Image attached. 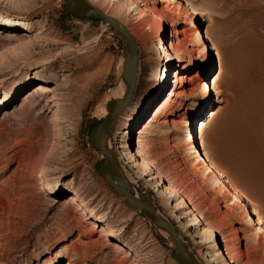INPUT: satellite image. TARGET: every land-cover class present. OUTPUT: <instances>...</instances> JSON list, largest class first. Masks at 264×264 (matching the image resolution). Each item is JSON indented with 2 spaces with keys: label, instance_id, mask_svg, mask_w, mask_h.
Masks as SVG:
<instances>
[{
  "label": "rangeland",
  "instance_id": "rangeland-1",
  "mask_svg": "<svg viewBox=\"0 0 264 264\" xmlns=\"http://www.w3.org/2000/svg\"><path fill=\"white\" fill-rule=\"evenodd\" d=\"M87 1L129 29L140 17L129 7L131 0ZM136 2L142 6L148 0ZM193 2L206 10L192 20L174 21L189 31L197 25L203 36L197 32L189 46L192 55L184 61L171 49L168 63L158 48L161 36L147 39L132 32L138 77L108 143L118 159L120 152L133 159L134 168L119 161L134 193L151 191L158 210L179 228L200 264H264L257 215L252 214L251 225L236 210L229 215L230 201L212 176L221 173L248 208L264 217L263 187L230 145L235 118L264 105V0ZM64 4L0 0V50L17 37L32 41L0 58V264H180L170 232L130 205L100 173L105 154L89 141L92 128L108 113L109 100L125 93L126 41L109 21L94 13L77 17ZM44 20L48 28L37 35ZM202 40L208 46L205 60ZM177 76L190 81L179 84ZM242 143L260 167L264 143L252 134ZM196 147L212 159L217 170L212 175L198 161ZM145 166L151 168L146 176ZM152 175L182 196H160L146 181ZM181 198L186 205L178 207ZM192 212L215 225L229 217L218 239L237 229L240 262L224 246V258L206 261L204 253L213 249L195 244L177 217ZM244 227L248 230L239 231ZM209 230L201 220L193 232L202 237Z\"/></svg>",
  "mask_w": 264,
  "mask_h": 264
},
{
  "label": "bare ground",
  "instance_id": "bare-ground-1",
  "mask_svg": "<svg viewBox=\"0 0 264 264\" xmlns=\"http://www.w3.org/2000/svg\"><path fill=\"white\" fill-rule=\"evenodd\" d=\"M157 1L158 0H148V2L144 3L142 6H140L136 2V0H131L129 2V7H131L135 13L140 14V17L137 19V22L133 25V27L130 28V31L139 35L142 38L145 37L147 39H153L156 36H161L162 43L158 46V48L162 54L168 57V63L169 61H171V58H172L171 53L169 51L171 49H175V51L178 52L179 59L181 61H184L185 58L186 59L190 58V56L192 55V51L189 48V46H191L195 42L194 39L197 37V32L199 31V29L197 28V25H194L190 31L187 28L179 29L174 26V21L175 19L176 20L181 19V21L183 22L188 21L190 19L192 20L193 19L192 17L195 13L204 12L206 9L203 8L204 6L203 7L200 6L199 8L197 5L194 4L193 0H176V1L170 0V2L173 3L172 6H167L165 8L159 7L158 4H156ZM170 14H173L175 17L170 18L171 16ZM46 21L47 20H44L43 22H41L39 31L36 32L37 35H43L45 30L48 28V23ZM164 21H166L168 25L170 26V38L169 37L167 38V35L165 36L167 30H166ZM200 34L201 33H199V37L203 38L202 34L201 35ZM207 36L208 35H206V37ZM167 39L169 42V46L166 44ZM31 42L32 41L26 36L21 37V38L17 37V39H15L13 42L8 44L6 47L4 46L5 48L3 47V49L0 50V58L2 59V57H4V59H6L4 54H7V53L11 54V52L13 53L14 50L17 51V49H21L23 46L24 47L29 46ZM201 44H202V48L200 51L201 53L200 56L202 58L204 57L203 59L205 60L208 54V46L206 45L204 40H202ZM186 45L188 47H186ZM56 57L57 55L52 56L50 58V61L53 62L54 60H56ZM176 78L177 79L175 80V82H178L179 84H182L183 82L187 83L188 81H190L188 80L190 78H187L186 76H177ZM123 92L124 91H122L118 96H122ZM257 108H258L257 110L252 109L249 112H246L245 117L242 116V117L235 118L237 120H235L233 123L234 132L231 133L233 136H231L230 145L239 154V158H242L241 160L242 166L245 169L253 173L254 177L258 179L257 182L259 183L261 187H263V191H264V161H262L260 167H257V162L254 161L253 157L250 154L247 155V153H245L246 150L242 149L243 138H247L251 134L259 137L261 141L264 143V105L258 106ZM62 136L63 138L67 137V132H62ZM193 137L191 139H192V142L195 144L196 140ZM240 139H241V142L240 144L237 145L236 144L237 140H240ZM234 144L236 146H233ZM196 148L197 149L195 152L199 156L198 161H200L201 165H203L204 167L206 166L209 172L212 171L210 172L211 173L210 175H212V173L216 170L215 169L216 167H214L212 159L207 154L204 155L201 152L200 147H196ZM119 159H123V162L126 164L131 163L130 168L135 167V165L132 164L133 159L131 157L128 158L127 154L120 152ZM146 168H147L146 170H149V171L147 173H144V176L148 175L149 172L151 171L150 166ZM216 174H219L220 176L214 175V173L212 176H216V182H217L216 185L218 186L220 193L224 195V198H225L224 200H228V202L230 201L231 208H229V211H228L229 215L230 213H233L234 210H236V212L240 213L241 218L243 217L251 225V220H253L252 214H256L257 223L259 225L258 230L261 231V233L263 232L264 234L263 215L261 216L258 213L251 211L250 208H248V205L242 201L243 199L241 195L238 193V191L236 189L231 188V186H229L223 180L224 178L221 177V173H216ZM141 177H143V175H141ZM156 177L157 176L152 175L146 181L148 182V185L154 191H156L160 196H166V197L172 196V198L173 197L175 198L181 195L179 190H177L176 188L175 189H172V188L170 189L168 187L163 188L162 181L160 182L155 181ZM185 205H186L185 200L183 198L182 200L179 201L178 207H183ZM235 215H233L234 218L236 217ZM177 217H180V219L181 218L184 219L183 221L182 220L180 221V226L188 233V235L195 242V244L197 243L199 246H205V247L208 246L211 249H213V251L210 252L209 254L207 252L204 253V255H207L205 256L207 262L209 263L218 262V259L220 260L221 257L224 258L222 256L224 254L223 246L225 247L227 254H229V256H233L234 260L235 258L237 259L241 258V256L243 255V252L241 251V249L235 246L236 243L239 241V237L236 234L237 229L235 227H232L230 229V233L227 236L222 235V242L221 241L219 242L218 234L222 233V227L225 224V222L228 221L229 217L227 220H225L227 217L226 218L222 217L221 219L219 218L221 223L219 221L218 222L216 221L217 224L220 223L222 225H217V224L215 225L214 222H211V220L208 221V219H206L203 214H198L196 212L195 213L192 212V213L185 214V215H179ZM201 220L205 221L206 227L210 228V230L208 231V233H206V235L199 237L197 233L195 234V232H193V229H196L200 225ZM246 230L248 229L245 227L239 229V231H242V232H245ZM248 248H249V245H248ZM240 260L238 259L239 262Z\"/></svg>",
  "mask_w": 264,
  "mask_h": 264
},
{
  "label": "water",
  "instance_id": "water-1",
  "mask_svg": "<svg viewBox=\"0 0 264 264\" xmlns=\"http://www.w3.org/2000/svg\"><path fill=\"white\" fill-rule=\"evenodd\" d=\"M64 8L77 17H84L89 13L96 14L101 19L112 23L126 41V53L123 65V76L127 81L125 93L122 96H116L109 100L108 113L92 128L89 134L90 143L105 154L99 166L100 173L122 192L130 205L141 207L142 211L153 221L163 225L170 232L177 246L175 258L180 264H200L189 250L188 245L181 239L179 228L172 224L158 210L151 191L143 190L139 195L134 193V187L127 178L117 153L108 143V137L122 109L134 93L139 72V51L136 36L119 18L102 10L95 4L89 3L87 0H65Z\"/></svg>",
  "mask_w": 264,
  "mask_h": 264
}]
</instances>
